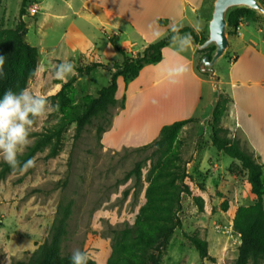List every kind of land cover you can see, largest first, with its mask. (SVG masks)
<instances>
[{"label":"rangeland","instance_id":"rangeland-1","mask_svg":"<svg viewBox=\"0 0 264 264\" xmlns=\"http://www.w3.org/2000/svg\"><path fill=\"white\" fill-rule=\"evenodd\" d=\"M214 1L211 0V8ZM58 2L29 0L26 7V16L23 18L27 25L25 37L30 45L40 51L38 71L27 88L47 96L55 105L57 103L52 96L60 89L61 82L52 74L55 65L60 61H71L77 69L100 60L105 67L96 68L89 75L79 78L69 93L74 104L82 105L85 97L96 96L99 89L108 85L111 72L115 70L114 65L123 60L119 51L123 47L109 40L101 28L99 31L87 27L93 32L81 31V18L72 12L57 10L58 7L63 9ZM21 5L22 0H0V29L16 27ZM37 8L39 11L33 13V9ZM63 14H66L64 18L57 17ZM257 14L256 19L264 18V14ZM227 30L231 31L229 27ZM191 35L197 46H200L208 38L207 27L200 35ZM214 48L210 46L198 50L201 58L203 54L212 55ZM228 48L218 61L219 64L215 65V70L216 67L218 71L227 67L225 59ZM220 94L226 104L228 94ZM120 105L119 102L105 117L95 119L77 139L76 125H70L63 134L62 149L56 157L47 158L49 149L46 148L33 158L34 166L23 171L14 169L0 181V264H12L16 260L30 261L35 252L34 241L37 240L36 250L49 238L57 219L64 218L67 221L63 252L72 254L75 249H80L97 264H107L119 232L126 228L135 229L138 216L147 201L152 169L160 155L154 152V148H104L99 129L110 126ZM61 116L62 113L58 111L37 119L31 129L30 145L36 138L34 134L49 129ZM206 117L207 114L198 118L197 122L186 125L167 152L172 156L174 152L183 158L189 175L186 182L195 191H200V185L205 186L207 178L216 176V170H222L226 176H236L238 181L235 187L239 191L237 193L234 188L232 209L225 215L221 203L224 200L229 203V199L216 190L217 177L211 180L210 187L212 192L216 190L214 198L218 197L220 203L211 204L207 211L204 209L200 212L193 199L183 194L182 207L178 213L182 228L174 232L163 255V264H232L238 254V242L230 229L228 216L232 214L233 207L243 206L255 199L240 163L212 146V116L209 121ZM229 137L235 138L230 133ZM193 160L199 162L198 166L203 169L194 173ZM2 163L0 160V169ZM137 163L141 164L139 183H136L135 174L131 173ZM215 163L218 167L214 170ZM189 236L208 242L209 259L200 258Z\"/></svg>","mask_w":264,"mask_h":264},{"label":"trees","instance_id":"trees-1","mask_svg":"<svg viewBox=\"0 0 264 264\" xmlns=\"http://www.w3.org/2000/svg\"><path fill=\"white\" fill-rule=\"evenodd\" d=\"M264 5V0H259ZM29 0H22L20 18L15 28L0 29V55L6 58V78L0 80V96L8 89L19 92L27 88L28 83L35 77L39 68L40 51L26 40L27 25L23 18ZM258 14L246 8L231 11L228 18V34H235V28L246 20H255ZM159 25L167 26L166 20H158ZM194 34L192 29L180 30V34ZM174 33L170 30L166 37L151 43L141 53L128 55L119 49L123 55L121 63L114 65L108 85L98 90L96 96H87L82 105L74 104L69 95L75 82L83 76L89 75L94 69L105 67L94 62L76 69V74L67 82L61 81L60 89L52 96L59 105L62 116L56 124L43 132L36 133L34 142L27 150L20 154L21 164L33 160L37 153L48 148L47 158H54L62 149L63 134L67 128L75 124V138H79L95 119L105 117L111 108L118 104L116 93L117 80L121 77L125 86L138 77L142 69L162 60V51L171 44ZM209 54V53H208ZM204 55V54H203ZM124 101V98L123 100ZM229 103V100L226 101ZM123 103V102H122ZM121 103V108L123 104ZM220 101L215 109L210 124L212 146L233 160L240 163L242 171L246 173L251 193L256 202L249 206H239L233 219V233L239 239L238 254L232 264H264V183L262 181L263 166L259 164L253 153L245 149L238 138L229 137V130L222 125V118L227 106ZM188 119L164 126L159 137L137 150L155 149L160 159L152 169V179L147 187V201L142 208L135 229L126 228L119 232L107 264H163L165 254L176 229L182 228L179 212L182 207V195L191 197L200 212L205 209V202L198 191L189 183L185 161L167 149L175 142L181 130L188 124L197 122ZM110 127V126H109ZM108 127V128H109ZM107 128V129H108ZM107 129H99L100 136ZM19 168V167H18ZM5 162L1 164L0 181L4 180L11 171ZM131 173L135 174L136 183L141 180V164L137 163ZM203 191L204 187L199 186ZM229 203L224 200L221 210L227 212ZM67 221L57 219L52 227L49 238L33 252L30 261L16 260L12 264H70L71 254L63 252V242L67 234ZM189 240L198 251L201 259H209V247L206 240L189 236ZM89 264L97 262L89 257Z\"/></svg>","mask_w":264,"mask_h":264},{"label":"crops","instance_id":"crops-1","mask_svg":"<svg viewBox=\"0 0 264 264\" xmlns=\"http://www.w3.org/2000/svg\"><path fill=\"white\" fill-rule=\"evenodd\" d=\"M59 2L63 9L58 7L57 10L62 13L72 12L81 18V31L93 32L90 28H101V32L105 33L109 40H114L115 44L122 46L121 49L128 55L141 53L151 43L166 37L173 23L177 24L180 30L189 28L200 35L207 27L211 11V0ZM65 16L66 14L57 15L60 18ZM158 20H166L167 26L159 25ZM149 25L158 27L162 33L160 39L153 37ZM200 60V53L193 41L192 47L182 53L175 51L171 43L163 49L160 62L145 66L138 77L127 86L119 77L116 99L118 103L123 102V108L120 107L115 112L110 127L102 134L104 148L117 150L124 147H141L157 139L166 125L203 118L212 99L213 81L208 74L200 72ZM225 60L226 68L218 71L216 67L221 93H227L229 97L222 125L224 124L232 137H237L242 146L253 153L257 162L263 166L264 183V18L244 21L239 26V33L235 32L229 36L228 56ZM97 63L104 64L100 60H97ZM175 64H185L189 71L179 78L178 84L173 85L168 82L163 70ZM192 163L194 173L203 169L198 166L199 162L196 160ZM217 167L215 163L213 169ZM216 171L217 175L207 178L204 190L199 193L204 199L206 211L208 206L217 204L219 200L218 197L214 198L216 190L225 194L226 199H229V209L222 213L229 214L234 188L237 193L239 191L235 187L238 180L234 175L226 176L222 170ZM215 177L218 178L215 180L217 188L212 192L210 183ZM255 199L243 206L253 205ZM238 207H233L232 214L227 219L231 230ZM36 242L37 240L33 243V251ZM237 242L239 246L238 238ZM7 249L11 253L8 244Z\"/></svg>","mask_w":264,"mask_h":264},{"label":"clouds","instance_id":"clouds-1","mask_svg":"<svg viewBox=\"0 0 264 264\" xmlns=\"http://www.w3.org/2000/svg\"><path fill=\"white\" fill-rule=\"evenodd\" d=\"M152 29L155 39H160L162 33L158 27ZM171 31L174 33L171 43L174 50L182 53L192 47V37L190 33L180 34V27L173 23ZM6 58L0 55V80L6 78L5 71ZM42 71V69H40ZM189 71L185 64H175L166 67L163 74L170 84H178L179 78ZM76 66L73 62H61L55 65L53 76L55 79L67 82V79L75 75ZM36 75V73H32ZM59 105H53L50 99L42 94L34 93L28 88L19 92L8 89L0 96V160L7 163L12 169L20 168L21 171L34 166L33 160H28L21 164L19 155L30 145V135L32 126L39 118H46L52 112H58ZM70 264H89L88 253L75 249L69 257Z\"/></svg>","mask_w":264,"mask_h":264},{"label":"water","instance_id":"water-1","mask_svg":"<svg viewBox=\"0 0 264 264\" xmlns=\"http://www.w3.org/2000/svg\"><path fill=\"white\" fill-rule=\"evenodd\" d=\"M238 8H246L264 14V5L259 0H215L207 23V40L202 45L197 46L194 37L191 35L192 41L199 51L215 46L213 54L203 55L199 63L200 72L208 74L213 81L212 99L204 113V115L207 114V121L213 116L221 95L219 76L214 67L229 47L228 18L231 11ZM112 67L113 65H111Z\"/></svg>","mask_w":264,"mask_h":264},{"label":"built area","instance_id":"built-area-1","mask_svg":"<svg viewBox=\"0 0 264 264\" xmlns=\"http://www.w3.org/2000/svg\"><path fill=\"white\" fill-rule=\"evenodd\" d=\"M36 11H39V8L36 9H33V13H35ZM236 33H239V27L235 28L234 29Z\"/></svg>","mask_w":264,"mask_h":264}]
</instances>
